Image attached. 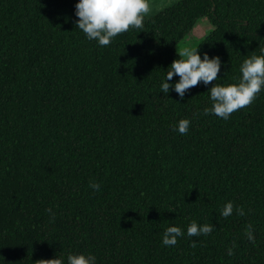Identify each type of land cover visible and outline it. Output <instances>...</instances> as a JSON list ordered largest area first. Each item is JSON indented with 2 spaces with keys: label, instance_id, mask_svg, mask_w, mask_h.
I'll return each mask as SVG.
<instances>
[{
  "label": "trees",
  "instance_id": "obj_1",
  "mask_svg": "<svg viewBox=\"0 0 264 264\" xmlns=\"http://www.w3.org/2000/svg\"><path fill=\"white\" fill-rule=\"evenodd\" d=\"M74 3L0 0V264H264V88L226 119L202 113L211 84L237 82L264 47V0H178L103 46ZM203 18L195 46L220 58L217 79L160 92ZM190 221L212 230L160 242Z\"/></svg>",
  "mask_w": 264,
  "mask_h": 264
},
{
  "label": "clouds",
  "instance_id": "obj_2",
  "mask_svg": "<svg viewBox=\"0 0 264 264\" xmlns=\"http://www.w3.org/2000/svg\"><path fill=\"white\" fill-rule=\"evenodd\" d=\"M150 0H75L73 5L74 21L76 28L82 31L85 38L94 40L98 46L107 45L118 33L125 32L129 27L142 29L143 19L150 11ZM176 56L167 66L166 71L159 82L162 93L173 90L178 97H182L190 86L198 82L208 85L210 81L217 79V73L221 67V60L217 55L209 57L207 52H197V46H186L179 49ZM239 77L235 83H212L207 89L210 107L202 109L203 114H214L226 119L230 113L248 105L255 95L264 88V47L260 48V54L253 53L245 57L239 64ZM178 79L171 81L173 75ZM188 118H181L176 122L175 131L184 134L188 131ZM89 187L99 189L96 181H90ZM232 202L226 201L220 210L221 216L232 213ZM241 211V209H237ZM50 212V209H45ZM212 230L211 224H197L190 221L183 233L176 225L167 226L161 233V243L164 246L173 245L176 237L183 235L195 236L207 234ZM249 241L253 240L251 230L246 233ZM228 254H231L229 248ZM95 256L91 253H68L66 257L55 256L47 260H40L42 264H95Z\"/></svg>",
  "mask_w": 264,
  "mask_h": 264
},
{
  "label": "rangeland",
  "instance_id": "obj_3",
  "mask_svg": "<svg viewBox=\"0 0 264 264\" xmlns=\"http://www.w3.org/2000/svg\"><path fill=\"white\" fill-rule=\"evenodd\" d=\"M176 1L178 0H150L151 7L147 15H152ZM211 29L212 25L205 18L199 19L190 34L179 44V49L186 46H195L198 40L205 36Z\"/></svg>",
  "mask_w": 264,
  "mask_h": 264
}]
</instances>
